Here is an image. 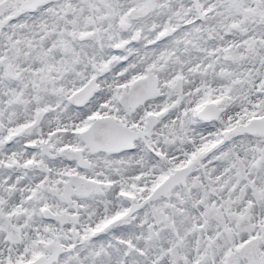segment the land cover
Wrapping results in <instances>:
<instances>
[{
	"label": "snow or ice",
	"instance_id": "1",
	"mask_svg": "<svg viewBox=\"0 0 264 264\" xmlns=\"http://www.w3.org/2000/svg\"><path fill=\"white\" fill-rule=\"evenodd\" d=\"M0 264H264V0H0Z\"/></svg>",
	"mask_w": 264,
	"mask_h": 264
}]
</instances>
